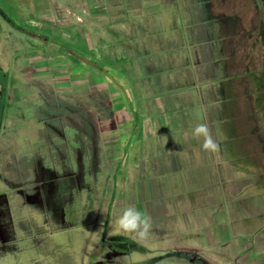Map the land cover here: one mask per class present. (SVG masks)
<instances>
[{
    "label": "rangeland",
    "instance_id": "rangeland-1",
    "mask_svg": "<svg viewBox=\"0 0 264 264\" xmlns=\"http://www.w3.org/2000/svg\"><path fill=\"white\" fill-rule=\"evenodd\" d=\"M59 2L0 0V264H140L158 256L153 264H195L194 259L175 255L179 249L167 245L189 242L193 237L186 230L185 220L180 221L190 215L173 208H178L179 202L181 207L195 204L192 207L198 210L192 215L202 219L201 208L218 204V198L223 204L235 203L245 209L243 221L246 218L248 223H255L264 218V165H247L251 157L254 159L257 145L264 147V133L245 96L253 91L252 80L240 81L235 66L227 71L226 62L220 61L218 70H212L204 84L198 72L205 64V45L193 50L190 37H186L190 33L184 31L186 71L194 74L193 88L215 100L209 104L216 122L208 104L204 110L210 115L205 116V123L212 132L223 129L213 134L219 151L211 152L220 193H214L218 198L212 193H170L155 198H150V191L137 193L133 176L115 179L114 165L100 166L99 151L89 144L99 137L100 130L102 136L114 139L115 133L108 134V129L121 111L115 105V88L98 82L107 54L102 50L99 58L93 49L82 54L86 62L79 60L81 53L72 51L73 41L67 38L70 26L59 19L70 7L68 2ZM186 6L185 1L178 2L177 30L182 24L185 29L189 17ZM214 7L219 15L220 7ZM247 22L241 17L233 27L238 23L244 31ZM205 26L196 25L199 37L206 32ZM249 37L248 32H242L240 44ZM74 61L80 65L72 66ZM86 67H91L90 71ZM210 80L211 85L203 86ZM226 94L227 102H221L227 99ZM194 112L199 121L200 111ZM116 152L108 150L107 162H114ZM262 154L263 161L264 151ZM233 176L235 183L230 182ZM249 178L252 180L248 182ZM228 184L241 186L240 193L230 197L222 192ZM154 201L170 202L175 213L155 220L162 223L153 224L148 240L138 242L128 234H116L114 221L124 207L135 206L150 216V202ZM251 205L255 213L249 211ZM229 218L234 215L229 214ZM179 221L187 236L180 234ZM157 233L162 239L154 237ZM115 236L121 237L117 244L111 241ZM84 252L89 255L85 261L81 259Z\"/></svg>",
    "mask_w": 264,
    "mask_h": 264
},
{
    "label": "crops",
    "instance_id": "crops-1",
    "mask_svg": "<svg viewBox=\"0 0 264 264\" xmlns=\"http://www.w3.org/2000/svg\"><path fill=\"white\" fill-rule=\"evenodd\" d=\"M177 1L181 2L60 0L59 3L68 2L70 8L67 13L61 12L59 19L70 26L67 38L73 41L75 49L72 51L82 55L86 51L92 52L96 49L99 58L102 50L107 54L103 59L104 74H98V82L115 88V105L121 114L116 115L117 120L108 129V134L115 133L114 139L112 136H102L100 130L97 139L88 141L92 149L99 151V165L113 164L116 168L115 179H122L127 174L133 176L137 193L140 190L145 193L150 191V198L165 197L170 193H212L218 198L217 194H214L220 193L218 179L212 169L216 160L211 152L203 150L202 138L193 136L195 126L184 124L205 123V116L210 115L205 112L207 106L209 103H215V100L193 88L195 77L186 71L189 64L186 62L187 54L184 49L187 41L183 40V33L186 31L191 34H186V37H190L188 39L192 41L193 50L199 49V45H205V64L202 68L200 66V73L198 72L199 79L205 84L206 79L212 75V70H218L220 61H223V64L226 62L227 71L234 69L233 44L228 42L229 38L234 36V29L231 25L225 33L221 29L220 18L214 7H221L222 4L218 0H182L187 3L186 12L189 17L188 21H185V29L182 24L177 30V25L174 26L179 17ZM234 1L227 0V3L233 5ZM244 11L247 13L246 19L251 20V15L254 14L257 16L255 19L264 22V0H252V4L249 3ZM252 11L254 13L250 14ZM225 19L233 22L228 10ZM196 25H206L207 34L205 32L199 37L195 33ZM180 29H183L182 32ZM63 35L65 34L61 37ZM203 39L207 41L203 42ZM223 50L226 53H223ZM79 53L74 54L79 56ZM84 58L82 55L79 60L86 62L87 59ZM79 65L77 61L72 62L74 67ZM86 68L89 70L91 67ZM225 76L228 79V72ZM211 82L210 80L203 86L211 85ZM228 97L226 94L227 99L223 98L221 102H227ZM208 107L211 108L212 115V104ZM196 109L200 111V122L196 120ZM212 117L216 122V114L215 118L213 115ZM222 130L219 128L216 132L214 129L212 135ZM259 130L264 133L260 127ZM263 133H260L262 138ZM257 147V151L253 148L255 157H251V163L244 158L249 166L264 165V147ZM108 150L117 151L114 162H107L110 159L107 157ZM124 166L129 168L128 172L124 170ZM251 180L249 178L247 181ZM233 181L235 183L234 176L230 178V182ZM241 189V186L235 184L221 191L232 197L233 194L240 193ZM217 202L219 203L209 208H201L203 219L192 215L193 211L195 213L198 210L197 207H192L196 206L195 204H191V207H181L183 205L179 202L178 208L173 207L181 214L190 215V218L186 216L180 221L185 220L188 225L186 230L192 233L193 237L189 242L179 241L167 245L179 249V252L185 250L181 252H187L189 259H194L195 264L199 257L210 264H264V218L255 223H248L249 220L242 219L241 213L245 209L239 204L226 205L219 198ZM171 208L170 202H150L152 226L154 223H162L155 222L158 218L165 219L168 213H175L171 212ZM255 210L254 205H251L249 211L255 213ZM229 214H233L234 218L230 219ZM180 221L177 228L180 234H184V224L182 226ZM163 226L165 228V224ZM154 237L162 239L161 234ZM88 257V253L84 252L81 259L85 261Z\"/></svg>",
    "mask_w": 264,
    "mask_h": 264
},
{
    "label": "trees",
    "instance_id": "trees-1",
    "mask_svg": "<svg viewBox=\"0 0 264 264\" xmlns=\"http://www.w3.org/2000/svg\"><path fill=\"white\" fill-rule=\"evenodd\" d=\"M218 1L222 4L220 7V14L218 15L220 18V24L222 26L221 29L224 31V33L226 32L227 28H230V25L234 29V36L232 38H229L228 42L230 43L231 41V44H233L232 47L234 51V66L236 68V71L238 70L236 72V78H238L240 81H250V79L252 80L250 86L253 91L249 94L246 93L245 96L247 95L249 97V100L252 104L250 106L251 115L257 117L260 129L264 130V22L260 21L259 19H255L257 18V16L253 14L251 15V20H248L244 31L241 30V27L238 23H236V25L233 27V22H237L241 17L243 19L246 16L247 13L245 14L244 8L246 9V6H248L249 3L252 4V0H235L233 6L232 4L227 3V0ZM227 10L229 13V17H234L232 23L225 19L227 17ZM232 11L234 12L232 13ZM232 14H234V16ZM239 30L242 32H248L250 35L248 41L247 38L243 40L244 42H246L245 44H240L242 32H240ZM237 38H239V41H237ZM224 41L226 42V39H224ZM241 62L244 63L245 66H240ZM120 238L121 237L119 236H115L111 238V241L117 244L118 239ZM132 246L137 249H142L141 246L133 243ZM172 254L173 253H168V255ZM175 255L182 258L188 257L187 252L177 251ZM160 257L161 256L147 259L145 261H142L140 264H153ZM197 264L210 263L202 257H199Z\"/></svg>",
    "mask_w": 264,
    "mask_h": 264
},
{
    "label": "clouds",
    "instance_id": "clouds-1",
    "mask_svg": "<svg viewBox=\"0 0 264 264\" xmlns=\"http://www.w3.org/2000/svg\"><path fill=\"white\" fill-rule=\"evenodd\" d=\"M193 136L202 138L204 151L217 152L220 145L213 137L212 131L206 123H197L193 129ZM152 229L151 217L141 213L135 206H126L114 221L116 234H128L138 242L149 239Z\"/></svg>",
    "mask_w": 264,
    "mask_h": 264
}]
</instances>
